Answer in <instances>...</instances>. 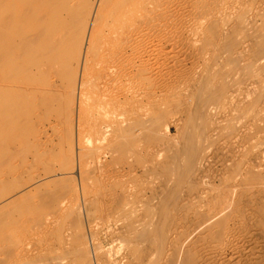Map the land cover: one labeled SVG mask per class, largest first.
I'll return each instance as SVG.
<instances>
[{
  "label": "bare ground",
  "instance_id": "1",
  "mask_svg": "<svg viewBox=\"0 0 264 264\" xmlns=\"http://www.w3.org/2000/svg\"><path fill=\"white\" fill-rule=\"evenodd\" d=\"M171 1L24 0L26 168L58 71L76 180L40 169L0 211L36 192L83 226L47 228L22 264H264V0ZM249 9L262 27L245 35Z\"/></svg>",
  "mask_w": 264,
  "mask_h": 264
},
{
  "label": "rangeland",
  "instance_id": "2",
  "mask_svg": "<svg viewBox=\"0 0 264 264\" xmlns=\"http://www.w3.org/2000/svg\"><path fill=\"white\" fill-rule=\"evenodd\" d=\"M173 1L174 0L171 2L174 3ZM248 11L249 12H246V14L249 15V17L252 16L254 20L253 24L255 25L250 23V27L245 29V35L249 34L251 30L254 32L256 30L255 28L259 26V28L262 27V23L259 21V25L257 18L256 20L254 19L253 10L249 9ZM227 13L230 12L228 11ZM191 16L193 18L190 19L189 22L191 21L190 23L197 24L199 21L198 17H194L196 16L194 14H191ZM8 19L13 21V25L7 24ZM249 19L252 22V19ZM251 26H254V30ZM201 27L202 26H199V28ZM258 29L256 31H258ZM202 43L204 42L201 40L199 47ZM234 43L235 42H233L232 46H234ZM212 44L213 41L205 42L202 46L204 49L208 47L212 49ZM226 51L227 49L224 52ZM62 54L61 52L56 59L58 68L64 65L66 67L69 65L72 67L71 59H73V53L70 60L67 61L63 60ZM194 62L198 63L196 61ZM71 69L72 68H68V74H70V76ZM197 69L199 72H202V65H199ZM57 74L58 71L54 74L55 77L53 79L56 80L54 81V98L56 96L62 98H56V101L60 104L56 103L55 99H53V103L55 101L56 105H52V109L44 115V119L41 121L40 125L37 123L34 125V137H36V133L39 129H44L47 142L45 141L43 143V151L40 152L39 157L38 155L36 156L35 160L37 157L38 160H33V166L28 169L26 167H28L27 163L31 160V157L24 148V0H0V88L9 89L6 92L7 95L4 97L0 96V201L7 197L10 191H17V189L23 187L24 182L32 177L33 174L44 169L59 174L67 172L71 167L70 175L73 177L74 182L76 180L74 159L72 158V165L69 164V161H67L69 159L66 156L67 151L65 152L69 140L67 114L69 94H65L67 91L64 90L63 85L59 82ZM230 87H222V90L224 89V91H222L223 96L226 97L229 93H232L233 87ZM56 90L58 91V95H56ZM64 95H66V97ZM61 103L63 105H61ZM260 104L263 105L264 103L262 102ZM220 108L228 113L230 111V106L228 108L225 102L220 105ZM168 121L169 120H165L164 122ZM174 131L175 129L172 126L167 125L166 137L163 136L162 140L173 139L175 136ZM147 142L148 141L140 140L142 146ZM60 155L61 157H59ZM35 195L38 196L36 192H30L26 195L22 194L14 204L5 207L2 213L0 211V264H17L20 260L23 261L24 244L28 246L31 251L38 252L41 248L40 243H42L43 236L41 237V235L46 232L45 230H47V228L51 230L58 226L61 228L60 230L64 228V233L61 231L60 234L61 237L64 235L65 238H67L76 230L77 222H80L83 226L82 216H76L74 212L76 210L70 209L71 207H69V202L66 198H63L64 200L61 201L60 206L57 205L59 207L53 203V205H48L44 208L41 202L37 203L38 197L36 198ZM37 204L39 206H37ZM34 205L36 206L34 207ZM31 207L34 208V210H27ZM48 235L47 237L52 238L51 232L48 233ZM65 238L62 237V239ZM51 240L52 239H49V241ZM23 262L20 261L21 264Z\"/></svg>",
  "mask_w": 264,
  "mask_h": 264
}]
</instances>
